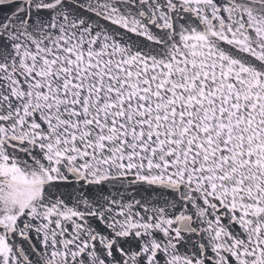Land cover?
Here are the masks:
<instances>
[{
  "label": "snow or ice",
  "instance_id": "snow-or-ice-1",
  "mask_svg": "<svg viewBox=\"0 0 264 264\" xmlns=\"http://www.w3.org/2000/svg\"><path fill=\"white\" fill-rule=\"evenodd\" d=\"M0 264H264V0H0Z\"/></svg>",
  "mask_w": 264,
  "mask_h": 264
}]
</instances>
